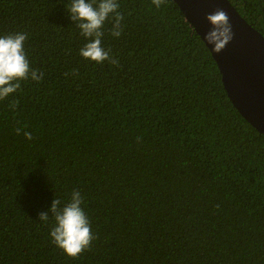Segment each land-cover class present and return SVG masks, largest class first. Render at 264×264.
Instances as JSON below:
<instances>
[{
  "label": "trees",
  "instance_id": "trees-1",
  "mask_svg": "<svg viewBox=\"0 0 264 264\" xmlns=\"http://www.w3.org/2000/svg\"><path fill=\"white\" fill-rule=\"evenodd\" d=\"M0 264H264V134L175 0H0Z\"/></svg>",
  "mask_w": 264,
  "mask_h": 264
},
{
  "label": "water",
  "instance_id": "water-1",
  "mask_svg": "<svg viewBox=\"0 0 264 264\" xmlns=\"http://www.w3.org/2000/svg\"><path fill=\"white\" fill-rule=\"evenodd\" d=\"M219 68L232 104L264 134V36L229 0H175Z\"/></svg>",
  "mask_w": 264,
  "mask_h": 264
}]
</instances>
